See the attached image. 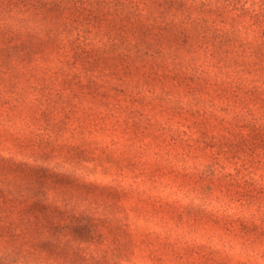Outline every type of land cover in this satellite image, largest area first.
<instances>
[{
	"label": "rangeland",
	"instance_id": "obj_1",
	"mask_svg": "<svg viewBox=\"0 0 264 264\" xmlns=\"http://www.w3.org/2000/svg\"><path fill=\"white\" fill-rule=\"evenodd\" d=\"M200 1L0 0V264H264V133L236 139L264 128V34ZM1 156L64 172L59 201L77 182L150 204L113 237L41 227L14 212L30 177Z\"/></svg>",
	"mask_w": 264,
	"mask_h": 264
},
{
	"label": "trees",
	"instance_id": "obj_2",
	"mask_svg": "<svg viewBox=\"0 0 264 264\" xmlns=\"http://www.w3.org/2000/svg\"><path fill=\"white\" fill-rule=\"evenodd\" d=\"M187 2V0H179V2ZM193 0H190L192 2ZM222 5L216 6L217 15H222L228 13L229 15H232V20L236 16H244L245 12H251L250 16L257 21L258 28L260 32H263L264 34V0H222ZM198 3V2H197ZM200 4H204L203 1H200ZM191 5V4H190ZM246 5H250V9L245 7ZM54 7H50L47 9L46 13L43 15V17L49 21L53 22L56 20V16L52 12ZM164 9V8H163ZM193 11V9L191 10ZM211 12V10H209ZM135 13L138 14V12H133L132 15ZM142 20H149V16H142ZM211 22L216 20V15L214 12H211ZM68 17H66L67 19ZM176 21L168 20L167 18L163 17L162 21H158L157 23V30L162 31L167 26L172 27L175 25ZM150 25L152 23H149ZM153 26V25H152ZM262 30V31H261ZM201 36V35H200ZM195 37H198L195 36ZM182 38V37H181ZM189 38V37H188ZM202 38V37H201ZM199 37V39L201 40ZM261 41V45L264 43V38H259ZM184 40V39H183ZM261 48L260 46H256V49L253 50L252 54L259 55L263 54V56H257V58L252 62L255 66H258L260 62L264 63V52L260 53L257 52L258 49ZM240 63V62H239ZM241 65H243V61H241ZM191 79L194 78V76H190ZM121 89V87H119ZM123 90V89H122ZM126 120H131V116L126 117ZM262 130V131H261ZM254 134L250 135V133L246 134H239L236 135V139L245 140L247 137L249 138H255L256 136L260 134L256 133H264V128H255ZM128 133H132L127 131ZM249 138L246 140L248 142ZM224 149H228L225 145L223 146ZM72 154V153H71ZM8 160L11 162L13 166L15 164H18V168L13 169L14 173L12 175L14 183H17L21 176L24 174H27L29 178V187L27 190H29L32 194V197L29 199V201L25 202L23 199L20 200V204L14 208V212L16 215H19V217H31L33 219V224H38L41 227H44L45 220L50 223L48 224L50 228H55L56 230H69L72 231H78L80 229L82 232L86 233V235H90L89 237H102V232L108 233L110 237H113V235L117 231H121L123 228H126L128 224L126 222H123L121 219L125 218L128 220V216L133 215L134 209H138L137 206L139 203H144V209H146V205L150 204V201L144 202L142 200V196L145 194V190L141 187H137V185L128 188L120 187V188H114L113 190L109 187H96L92 186L90 190L83 189L80 186H77L76 183H72L70 187V192L72 191V196L74 193V190L78 189L77 194L79 196L78 199H71V202L69 201H62V199L59 201V198H57L60 195L69 194L68 196H71L69 193V189L67 185H62L61 183H58V181L62 182V180L66 179L64 172H59L56 169H45V167L36 165L32 166L24 161H16L14 163V160H10L8 157L1 156V159ZM8 158V159H7ZM185 174V173H184ZM198 176V175H197ZM200 176H198L199 178ZM185 184L186 181H183ZM182 182V183H183ZM48 183L51 188L54 185L55 195L56 198L54 199V204H47L45 203L44 199V191L42 186ZM184 184H181V187H183ZM58 195V196H57ZM124 196V197H123ZM131 196L134 198L137 202V204H126L123 202L124 198ZM123 197V198H122ZM156 201H158V198L156 196ZM73 202H77L82 209H91L93 212H96V215L90 216V214H83V215H76L74 212L76 210V206ZM140 206V205H139ZM110 213L111 219L108 218L107 213ZM178 215V218L180 217V214L174 213ZM171 218V216H169ZM40 219V221H39ZM44 224V225H42ZM136 226V225H133ZM99 237V238H100ZM99 238H92L93 239H99ZM94 240V241H95ZM114 250H118V247L114 248ZM105 255V254H103ZM106 256V255H105Z\"/></svg>",
	"mask_w": 264,
	"mask_h": 264
}]
</instances>
